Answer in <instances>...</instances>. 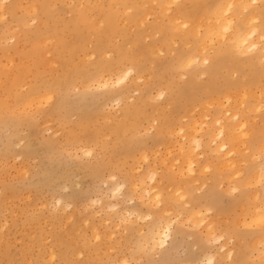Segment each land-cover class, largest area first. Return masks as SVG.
I'll list each match as a JSON object with an SVG mask.
<instances>
[{
  "label": "bare ground",
  "instance_id": "1",
  "mask_svg": "<svg viewBox=\"0 0 264 264\" xmlns=\"http://www.w3.org/2000/svg\"><path fill=\"white\" fill-rule=\"evenodd\" d=\"M3 1L0 0L1 6L4 4ZM72 1L73 0H71V2ZM102 1H100L101 4ZM76 6H80L79 3L76 4ZM76 6L74 7V14L71 18L66 20L63 19L58 23L59 20L57 21L58 18L56 19L55 16L56 9L52 6V3H50L49 0L31 2L28 7L26 5L27 8L26 10L24 9L25 12L31 16V20L35 21L37 19V22L34 25H29L28 21L24 22L23 19L18 20V23L16 24L17 28L13 30L14 33L11 35L14 43L10 45L14 54L18 55L19 61L17 58L18 62L15 63L16 61H14L12 55H5L7 56L8 63L11 64L14 61V64L7 65V63L4 64L5 62L0 63V122L26 119V107H31L30 109H32L33 106H35L34 108L37 110H40V112L46 117L50 113L52 116L54 112L52 111V107H55L56 105L55 103L51 104V101L54 99L55 90H62L61 88L65 89L66 87L74 88L76 91L74 96L78 99L82 94L90 93L91 87H94L101 90L99 92L101 96L97 102L99 110L104 112L102 106H104L107 97L111 95L108 98H111V100L114 101L119 113L114 116H108L109 114H105V116H107L105 120H108V122L95 124V120H97L95 115L88 109H81L74 124L70 127L68 133L64 137L66 145H75L76 147H79L78 149L82 150L83 154L89 155L92 153V147L88 146L85 148L86 145L84 146L83 144L92 141L96 142L101 138L100 144L104 147L105 142L102 137L104 138V136H106L104 131L108 130V136L113 137V146H117V148H124L126 146L131 150L124 151V160L125 157L132 154L134 150L133 144H135V146H138L136 152H138L139 157L142 160L147 161L148 151L144 148L143 141L135 138L137 128L141 121L149 118V115L144 110H140L139 106H137L142 99V96L145 94V91L143 89V92H141V95H139L136 100L129 101L126 99V95L129 92L130 85L124 83L127 78H130V84L137 86L136 81L143 79V72L146 70L149 71L150 76H153L154 68L146 63L148 53L157 54L158 52H165L167 50L165 45L166 39L170 32L175 33L178 36L179 43L183 47L177 48L175 56H172L175 58L176 66L179 65V67H183V73L187 74L190 72L193 64L201 63V65H203L201 70L206 73L209 78V83L202 88L201 92L203 95L196 91L193 92L192 90L190 91V94H196L197 99L202 97L200 102L203 101L204 96L205 98H208L210 94L214 95V99H205L201 104L202 109L205 112L209 110L207 107L210 108V106H212L214 108L211 115L212 120L209 122L206 132V134L209 133V141L214 145H208V154H211L212 156L207 158V154L205 155L206 150L195 151V149L202 146V136H197L196 130L198 129L199 121L196 117V120L191 118L192 116L194 117V114L190 112L192 116L190 115L189 117L188 115V119L184 121V119L178 120L173 113H168L167 106H171L173 103L174 105L179 104L178 101H176L178 95L175 92L172 96H167L165 101L156 105L157 107L154 110L156 118V124L154 125V140H156V143L165 138L168 142L166 143L167 149H169L176 144L174 143L178 138L175 137L176 134H179L180 132L181 135L179 134V137L181 136V139H183V141H180L181 144L178 148L174 146L178 149V157L176 160L179 164L177 165V163L172 161L170 164H167L169 173L174 166L175 170H173L177 171L178 179L175 180V177L173 176L175 184L170 183V187H172L170 188V191V189L168 190L164 187L161 180L159 181V179L164 177L156 179V176L160 174V172L157 174L154 169L156 167H154V170H150L148 175H146L149 176L150 183L154 182L155 184L151 185L152 183H149L151 185L149 187L142 183L138 184V181L136 184L130 182L129 190L139 198L138 211L135 213L133 221H138V219L145 221L140 226L135 227V231L137 233L141 232L146 225L147 231H144L146 244L150 245L151 248L163 247L167 244L168 239L170 238L172 221H175L173 219H177L176 217L179 215L176 208L180 207L181 213L185 215V220L189 221V226L192 228V235L194 233V235L201 240H211L212 242L220 241L218 245H220L219 248L223 251L226 249L227 243L229 242L225 241L224 238L228 236V238L230 237L231 239L233 237L241 236L242 229L245 228L247 229V232L244 236L249 237L247 245L251 250H258V254L263 257L264 161L262 163L260 162L261 164L259 166L252 167V165V168H250L251 162H253L255 158H259V156H257L248 164V167L247 165L242 166V163L240 164V162L242 160L244 161L245 158L240 159V156L244 154L240 152L238 142L242 141V144L248 145V141L251 142L250 140H253L251 139V132L247 127V118L244 114V111L248 110V107L246 106L247 99H249V97L251 98V96H249L250 94L247 92L254 94V92H252L253 87H256L255 89H257L259 86L261 87L260 92L264 93V0H188V2L185 0H126L122 9V13L125 15L123 22L118 16L116 2L113 6L111 4H106L105 6L88 7L86 9ZM4 9H6V7ZM0 10V12L3 11L2 9ZM66 13H68V11ZM0 16L2 17V15ZM40 16L43 18L41 19ZM149 16H153V19H155V22L153 21V27L145 26V23L147 24L146 20ZM4 17L5 16H3V18ZM50 18L51 23L49 21ZM129 23L134 25V29H131L132 27H130V29L128 28ZM0 26L1 29L2 25ZM22 26H24L22 30L23 32H20ZM11 27L13 28V26ZM155 35H158V37H155ZM115 37H121V42L114 41ZM147 37H149V39L153 37V39L147 42ZM2 38L4 37H1L0 40ZM23 44H28L29 46L25 48ZM5 53L7 52L5 51ZM29 60L32 61L31 64L28 63ZM55 65H59L58 68L60 71H55L56 73L51 75V71L56 70ZM40 66H42L44 70H40ZM47 69L49 72H47ZM161 70L163 71V69ZM245 70L248 71L247 74L242 75ZM191 71L195 74L197 70ZM229 71H232V74L234 72L241 74L243 77H246L247 80H244L242 76H240L238 80L231 81L230 79H226V77L229 76ZM249 72L251 74L250 79L247 77ZM219 77H225L226 83L223 82L221 85L216 84L215 79ZM180 78L182 77L180 76ZM185 88L192 89V85H187L182 81L180 89L184 90ZM237 88L239 93L236 94ZM167 89H171V87L167 86ZM163 94L164 91L161 90L160 87V90L153 96V98L156 97V99H158L159 97H163ZM2 95H4L5 98L1 97ZM260 96L261 94H259V96L253 95L258 102V106L262 105L259 103H263L262 99L259 98ZM222 97L224 100H227V107L224 105ZM237 100H239L238 103H236ZM195 102L196 101H194V103ZM45 103H50L51 107H49V109L43 108ZM197 108L198 107L195 109ZM245 108L247 109L245 110ZM255 109L257 110V108ZM258 109H260V107H258ZM205 114L200 113L199 115L204 117ZM260 114L261 113L258 115ZM185 116L186 115H184V117ZM253 119H255V117ZM253 119L252 121H254ZM261 122L262 121H260V123ZM46 123H48V121ZM251 124H253V122ZM202 126L203 125L200 126V130L202 129ZM7 128L9 129V127ZM5 137L6 136H4V138ZM6 139L8 140L9 137H6ZM7 144H9V142ZM139 145L142 146V149L140 150ZM158 145H161V143ZM202 147L205 148L206 146ZM250 148L254 151L258 150L255 140L254 142L252 141V146ZM261 148L263 147L261 146ZM115 150L117 149L115 148ZM77 152L78 150L76 151V154ZM166 152L167 151L165 150V153ZM168 152H170V150H168ZM258 152L259 150L257 153ZM0 155L2 156L1 153ZM199 155L204 157V161L199 160ZM236 155L240 158L238 159ZM166 162L167 161L163 162V165ZM254 162L256 163V161ZM60 166L62 165L60 164ZM120 166L121 162H115L109 168V176L111 179L115 178L116 173L114 172H116ZM208 168H210V170L213 169V172L217 171V173L218 171H223L219 172L221 175L223 174L221 176L224 179L223 182H226L227 187H230V191L237 192L231 199V205H228L227 208L223 207L221 211H217L213 216H209L207 212H210V205L219 204V198L218 196L216 197L215 192L211 190L215 196L213 202H207L205 198L193 194L194 189L192 192L189 191L193 184H197L193 183L194 181L197 182L195 179L201 178V173L203 174V172L206 174ZM133 169L135 170V168ZM194 173L196 174L192 175ZM168 176H170V174L166 175V177ZM205 183L203 187L206 185ZM219 184L221 186V183ZM121 187H123L122 184H117L114 189H111L113 190L112 192H114L112 194L119 193ZM226 188H223V190ZM255 189L256 191H254ZM144 193H147V197H145L146 199L143 198ZM136 195L134 196L135 198H137ZM99 200L100 199H98V201ZM63 202L64 201H62V203ZM206 203L208 207H199ZM64 207L66 206L64 205ZM226 209L233 213L230 223L228 218V220H224L223 217L225 216L224 213L226 214ZM171 215H174L175 218L171 219ZM120 216H122V214ZM120 216H118V218ZM127 217L132 218L130 215H127ZM5 219L6 218H4V220ZM159 221H162V223H159ZM184 221H182V223H184ZM222 226H224L225 229L218 233V227ZM0 227V229H2L3 225L1 224ZM93 230L94 241L97 244L94 246L83 245V248L78 250L79 254L82 253V249L85 248L88 252L87 258H85L81 264H95L96 258L100 256L102 245L100 246L98 241L102 236L105 237V235L101 236L100 229L98 230V228H94ZM75 231V228H73L72 232ZM108 233L111 232L109 231ZM73 235L75 237L69 238V242L67 238L62 240L64 237H57V242L61 245L58 254L60 261L62 262L60 264H67L70 262L69 257L76 252L74 250V245H76L77 239H79L80 236H78V232L73 233ZM111 235L113 234L111 233ZM111 235L109 234L107 236ZM31 236L33 238V235ZM35 242H37L38 248L36 249L34 258L32 257L31 248L27 247V250L24 248L22 250V253L25 254V256L30 254L28 255L30 257L28 258L27 264H43L44 261L46 262V255H48L49 261L53 260L52 258L55 256L54 251L49 246L46 251V248L42 246V243H40L38 239L33 240L31 244L34 246ZM83 243H86V241L83 240ZM4 251L3 255L1 254L2 257H4H0V264H20V262H17V260L14 259L9 248H5ZM232 252V249L229 248L227 249L226 254H220L219 256H216L213 252L202 253L203 256L205 255L204 259L183 264H225L226 256H231L230 254ZM192 258L193 260L196 259V255H193ZM122 263L123 261L121 264ZM124 264H127V261H124Z\"/></svg>",
  "mask_w": 264,
  "mask_h": 264
},
{
  "label": "rangeland",
  "instance_id": "2",
  "mask_svg": "<svg viewBox=\"0 0 264 264\" xmlns=\"http://www.w3.org/2000/svg\"><path fill=\"white\" fill-rule=\"evenodd\" d=\"M40 1L42 0H27V1L4 0L3 1L4 4L2 3L3 7L1 6V2H0V6H1L0 9L3 10L2 12H0V15H2V17L0 16V25H2V28L0 29V35H1L0 38L4 37L0 40L1 42L0 43V47H1L0 48V63L5 62L4 64L7 63V65L8 64L11 65V64H14V61H16L15 63L19 61L18 55L14 54V51L11 47V45L14 43V40H12L11 35L14 33L13 30L17 28L16 24L18 23L19 19H23L24 22L28 21L29 25H34L37 22V19L35 21L31 20L30 19L31 16L28 15L25 12V10L30 5L31 2H40ZM100 1L102 0H76V1L73 0L72 2L71 0H64V1L63 0H49V2L52 3V6L56 9L55 16H56V19L58 18L57 21L59 20L58 23L63 19L66 20V19L71 18L74 14V7L78 3L80 6H76V7L86 9L88 7H99L103 5L105 6L106 4H111L113 6L115 2L117 3L116 9L118 10V16L123 22V18H125V15H123L122 9H123V4L126 0H103L102 4ZM185 1L188 2V0H185ZM80 2L82 3V5ZM5 7L7 11L6 9H4ZM67 11L69 14L66 13ZM3 13L6 15H4ZM3 16L5 17L3 18ZM40 18L42 19L43 17L40 16ZM153 18H154L153 16L148 17V19L146 20L147 24L145 23L146 27L148 26L153 27V23L155 22V19ZM49 21L51 23V18ZM5 25H6V28H5ZM11 26H13V28ZM23 27L24 26H22V29H20V32H23L22 31ZM130 27H132L131 29H134V25L132 23L128 24L129 29ZM169 36L165 41L166 42L165 45L167 47V50L165 52L164 51L158 52L157 54L148 53L147 55L146 63L150 65L152 68H154L153 69L154 75L150 76L149 71L146 70L143 72V79H139L136 81L137 86L130 84V78H127V80L124 83V84L130 85L129 92L126 95L127 96L126 99L129 101L136 100V98L139 95H141V92H143L142 90L144 89L145 91V94L142 96V99L140 100L137 106H139L140 110H144L149 115V118L147 120L141 121V123L139 124L137 128L135 138L136 139L138 138L143 141L144 148H146V150L148 151L147 153L148 159H146L147 161H144L139 157L138 152H136V148L138 146H135V144H133L134 150L132 154L125 157V160H124L123 158L124 151L125 150L129 151L130 149L126 146L124 148H119V147L117 148V146H113L112 144L113 137L108 136V133H109L108 130L104 131L106 133V136H104V138L102 137L103 141L105 142L104 147H102L100 144L101 138H99L98 141L96 142L92 141V142L84 143L85 142L84 141L83 142L84 144L82 143L84 146L86 145L85 148L88 146L92 147L93 149L92 153L89 155L83 154L82 150L78 149L79 147H76L75 145H66L64 137L68 133L70 127L74 124L75 119L77 118V115L81 109L82 110L88 109L95 115V118L97 119L95 120V124L108 122V120H105L107 117L105 116V114H109L108 116L110 115L114 116L119 113L114 101L111 100V98H108L111 95L107 97V100L104 102V106H102L104 112H101L99 110V107L97 106V102L99 101V98L101 96L99 93L101 90L94 88V87H91L90 93L82 94L81 97L78 99L74 96L76 92L74 88L66 87L65 89L61 88L62 90H59V89L55 90L54 99L53 101H51V104L52 103L56 104L55 107H52L53 109L52 111H54L52 116L50 113L46 117L45 115L42 114V112H40V110H37L36 108H34L35 106H33L32 109H30L31 107L30 108L26 107V110H25V112H27L26 119L0 122V137H1L0 138V153L2 154V156L0 155L1 156L0 158L1 159L0 160V183H1L0 184V191H1L0 195L2 194L0 196L1 198L0 199L1 201L0 203V207H1L0 208V226L1 224L3 225L2 229H0V233H1L0 234V257H2L3 253L5 252L4 249L9 248L12 256L14 257L15 260H17V262H20V264H27L28 258L30 257L28 255L30 254H27L25 256V254L22 253L23 252L22 250L23 248L27 250V247L31 248L32 257L34 258L36 249L38 247H37V242L34 243V246L31 243L33 242V240L38 239L39 242L42 243V246L46 248V251L50 247L55 253L54 258H52L53 260L51 261H49L48 259L49 257L48 255H46L45 257L46 262L44 261L43 264H60L62 262L60 261L58 254H59L61 245L59 244V242H57V237H60V238L64 237L62 240L67 238L69 242L70 240L69 238L75 237L73 233L78 232L79 233L78 236H80V238L77 239V243L76 245H74V250L76 252L75 254L71 255V257H69L70 262H68L67 264H81V262L84 261L85 258H87L88 252L87 250H85L86 249L85 248V249H82V253L79 254L78 250H80V248H83V245L94 246L97 244L94 241L95 238L93 235V232H94L93 229L98 228V230L100 229L99 231L101 233V236L105 235V237L102 236L100 240L98 241V243H100V246L102 245V249H101L100 256L96 258L95 264H121L122 261H123L122 264H124V261H127V264H183V263H189V262L192 263L196 260L204 259L205 255L203 256V254L205 253L213 252L215 253L216 256H219L220 254L222 255L226 254V251L229 248H231L233 252L230 254L231 256L229 255L226 256L225 264H264V256L262 257L261 255H259L258 250H255V249L251 250L249 246L247 245V240L249 239V237L244 236V234L247 232V229L245 228L242 229L241 236L233 237L231 239L230 237L228 238V236L224 238L225 241L227 242L229 241V242L227 243L226 249L222 251L219 248L220 245H218L220 241L212 242L211 240H208V241L204 239L201 240L200 238H197L194 235V233L192 235L191 233L192 228L191 226H189L190 225L189 221L185 220L184 218L185 215L181 213L180 207L176 208V211L179 215L178 217H176L177 219H173L175 221H172L170 238L168 239L167 244L164 245L163 247L151 248L150 245L146 244L145 234H144L147 231L146 225H145V228L143 227V230L141 231L142 233L141 232L137 233L135 231V227L140 226L145 221H141L139 219L138 221H133L135 218L134 215L138 211L139 198L137 197L136 194H134L133 192L129 190L130 182H133L136 184L138 181V184L142 183L143 185L150 187L151 185L155 183L151 182L152 183L151 184L149 181L150 179L148 178L149 176L147 175L150 172V170H154V169L156 170L157 174L160 172V174L156 176V179H159L162 177L165 178V179L164 178L159 179V181L161 180V183H163L164 187L168 190L172 188L170 187V185L173 183L175 184L174 181L178 179V176H177L178 173L177 171H174L175 170L174 166H173L174 170L171 168L172 170H170V173H169V168H167V164H170L171 161L174 163H177V165L179 164V162H177L176 160L178 157V153H177L178 149L176 148L180 146L181 144L180 141H183V139H181L182 138L181 136L179 137V134L181 135L180 132L179 134L175 135V137H178L177 139L175 138L177 141L176 140L174 141V143H176L174 145L176 148L172 146L169 149H167L166 143L168 142L165 138H163L162 141H159L156 143V140H154V136H155L154 125L156 124L154 110L157 107L156 105L160 104V102L165 101L167 96H170V95L172 96V94L175 92L178 95V98L176 101H178L179 104L174 105L173 103L171 106H167L166 108H168V113H173L174 115H176V118L178 120L184 119L185 121L188 119L187 118L188 115L190 117V115L192 116V114H194V117L192 116L191 118H194L195 120L196 118L198 119L199 121L198 129H197L198 131L196 130L197 136H202L201 137L202 146L204 147L206 146L205 147L206 149L201 146L198 149H195V151L197 152L201 150L203 151L206 150L205 155L207 154V158H208L209 156H212L211 154H208L209 153L208 145L214 146L212 142L209 141L210 140L209 133L206 134L208 124L212 120L211 115L214 111V108L212 106H210V108L207 107L209 109L207 111L209 112L207 111L205 112L202 109V105H201L205 99L210 100L211 98L214 97V95L210 94L208 98H205L204 96L203 101L200 102L202 100V97L200 99H197L196 94H190V91L192 90L193 92L196 91L203 95L201 91H202V88L209 83L208 75L201 70L203 66L201 65V63L193 64L191 66L192 68L191 67H190L191 69L189 68L190 69L189 73L187 74L183 73L184 68L181 66L179 67V65L176 66L175 58L172 57V56H175L177 52V48H183V47L179 43L178 36L175 33L170 32ZM155 37H158V35H155ZM147 38H148L146 40L147 42L153 39V37H151L150 39L149 37ZM121 40H122L121 37L114 38V41L116 42H121ZM23 46L26 48L29 45L23 44ZM2 50H5L7 53H5V51H2ZM5 55L7 56L12 55L14 58V61L11 64L8 63L7 56ZM17 58H18V61H17ZM28 63L31 64L32 61L29 60ZM58 67L59 65H55L56 70L51 71V75L55 74L56 73L55 71H58V70L60 71ZM39 69L44 70L42 66H40ZM161 69H163V71ZM191 70H197V71L194 74ZM47 72H49L48 69H47ZM229 72H230L229 76H227L226 79H230L232 81V80H238L240 76L247 74L248 71L245 70L242 75L237 74L235 72L232 74V71H229ZM180 76L182 78H180ZM247 77L249 79L251 78L250 72L248 73ZM242 78H244V80L246 79V77H243V76ZM182 81H184V83L187 85H192V89L185 88L184 90H181L180 84ZM223 82L226 83L225 77L223 78L219 77L215 79V83L218 85H221ZM167 86L171 87V89H167ZM160 87H161V90L164 91L163 97H159L158 99H156V97L153 98V96L160 90ZM258 87L257 89H255L256 87H253V90L251 89L252 92H254V94L250 92H247V93L250 94L249 96H251V98H254L253 95L259 96V94H261L259 98L262 99L263 103H259V104H262V105L258 106V102L256 101V99L255 98L251 99L249 97V99H247V104H246V106L248 107V110H246L247 108H245L246 111H244V114L247 118V125H248L247 127L250 129L251 139L253 140H250L251 142L248 141V145L242 144V141L238 142V148L240 152H242V154L244 155H241L240 156L241 158L239 156L237 157L236 155L238 159L245 158L244 160L245 162L242 160L240 164L242 163L241 164L242 166L247 165V167H248V164L251 161H253L255 157L259 156V158L257 157V159L255 158L254 160L256 161V163L254 161L251 162L250 168L257 167L264 161V152H263L264 151V133H263L264 132V96H263L264 93H261L260 92L261 87L259 88ZM219 89H224V88H219ZM237 93H239L238 88L236 89V94ZM1 97H4V95H2ZM222 100H223L224 105L227 107V104H228V102H226L227 100H224V98ZM194 101L196 102L194 103ZM238 101L239 100H237L236 103H238ZM51 104L45 103L43 108L49 109V107H51ZM252 105H255V106H252ZM196 107L198 108L195 109ZM249 107L251 110L249 109ZM258 107H260V109H258ZM255 108H257V110ZM200 113L201 114L206 113V114L203 117L199 115ZM259 113L261 114L258 115ZM207 114H208V117H207ZM184 115H186L185 116L186 118L184 117ZM227 115H230V114H227ZM254 117L255 119H253ZM252 119L254 121H252ZM47 121L48 123H46ZM260 121H262L261 122L262 124L260 123ZM252 122L253 124H251ZM204 123H206L207 126ZM200 124L203 125L201 130H200V126H201ZM7 127H9V129ZM260 133L261 134L263 133V134L261 135ZM4 136H6L7 138L9 137L8 139L9 141L6 139V137L4 138ZM254 140L256 141V147L259 150L258 153H257L258 150L254 151V150H251L250 148L252 146V141L254 142ZM8 142L10 145L7 144ZM159 143H161V145H158ZM261 146L263 148H261ZM115 148L117 150H115ZM140 149H142V146H140L139 150ZM77 150L78 152L76 154ZM165 150L167 151L166 152L167 154L165 153ZM168 150H170L171 153L168 152ZM243 152H246V153H243ZM163 153L166 155H164ZM199 160L204 161V157L200 156ZM165 161H167L168 163L166 162L163 165V162ZM115 162H121V166L117 169L116 172H114L116 173L115 178L111 179L109 176L110 175L109 168ZM60 164L62 166H60ZM133 168H135V170ZM164 170H167V171H164ZM211 171L213 172V169L210 170V168H208V172L205 171L207 172L206 174L204 172H203L204 175L201 173V178L195 179L197 180V182L195 181L193 182L197 184H193L189 190L192 192V190L194 189L193 194L205 198L207 202L208 201L213 202V199L215 198V196L211 192V190L215 192L216 197L218 196L219 198V204L210 205L211 206L210 212L209 213L207 212L209 216H213L215 213H217V211H221L223 207L227 208L228 205H231L232 203L231 199L237 193L236 191H232V190L230 191L229 190L230 187H227L226 182H223L224 179L221 177L223 174L221 175L219 173L223 171H218V173L217 171H214L213 173ZM210 172L212 175L210 174ZM196 173L192 175H195ZM167 174H170V176L166 177ZM173 176L175 177V180ZM118 182L120 183V185L122 184L123 187H121V189L119 190V193L112 194L114 192H112L113 190L111 189H114V187L117 184H119ZM147 182H148V185H147ZM204 183L206 185L203 187ZM219 183H221V186ZM223 188H226L227 190L226 189L223 190ZM226 191L227 192L229 191V192L227 193ZM254 191H256V189ZM135 195L137 198L134 197ZM89 197L91 200L89 199ZM145 197H147V193H144L143 198L146 199ZM98 199L100 200L98 201ZM61 200L64 202L62 203ZM64 205L66 207H64ZM199 207L205 208V207H208V205L206 203L205 205L199 206ZM121 214L122 216H120ZM232 214H233L232 211H229L228 209H226V214L224 213L225 216H223L224 220L229 219L228 221L230 223ZM127 215H130L132 218L127 217ZM13 216L15 217V219ZM118 216L120 217L118 218ZM4 218L6 219L4 220ZM170 218L172 219L175 217L174 215H171ZM179 218L182 221L185 220L184 223H182V221ZM159 223H162V221H159ZM73 228H75L76 230L75 232H72ZM223 229H225L224 226L218 227V230H219L218 233H220L221 230ZM109 231L114 236L111 235V233H108ZM106 234L107 235L110 234L111 236H107ZM31 235H33V238ZM83 240H85L86 243H83ZM207 244L208 245L210 244V245L208 246ZM193 255H196V259L194 260L192 258Z\"/></svg>",
  "mask_w": 264,
  "mask_h": 264
}]
</instances>
